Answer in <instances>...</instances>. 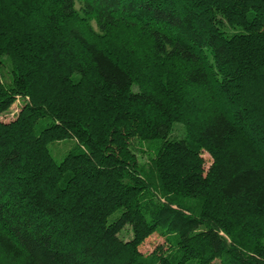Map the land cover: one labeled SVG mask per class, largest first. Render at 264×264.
<instances>
[{
	"label": "trees",
	"instance_id": "trees-1",
	"mask_svg": "<svg viewBox=\"0 0 264 264\" xmlns=\"http://www.w3.org/2000/svg\"><path fill=\"white\" fill-rule=\"evenodd\" d=\"M0 264H264V0H0Z\"/></svg>",
	"mask_w": 264,
	"mask_h": 264
},
{
	"label": "rangeland",
	"instance_id": "rangeland-1",
	"mask_svg": "<svg viewBox=\"0 0 264 264\" xmlns=\"http://www.w3.org/2000/svg\"><path fill=\"white\" fill-rule=\"evenodd\" d=\"M19 109V105H14L8 112L2 114L1 118L3 120H9L11 119L13 116H15V114L17 113ZM203 157L206 161V166L209 165L210 161L212 160L210 158V155L208 153H203ZM163 239L162 237H160L158 234H154L152 236H150L148 239H146L144 241V243L140 246V250L142 252H148L150 251L154 246L162 243Z\"/></svg>",
	"mask_w": 264,
	"mask_h": 264
}]
</instances>
